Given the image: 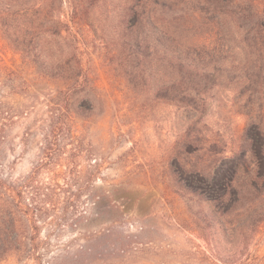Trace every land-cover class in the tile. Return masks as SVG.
<instances>
[{
  "label": "trees",
  "instance_id": "trees-1",
  "mask_svg": "<svg viewBox=\"0 0 264 264\" xmlns=\"http://www.w3.org/2000/svg\"><path fill=\"white\" fill-rule=\"evenodd\" d=\"M95 1L69 0L70 20L62 22L44 6L45 0H0L2 38L41 77L60 84L44 98L46 110L37 127L38 155L30 172L15 180L0 172V262L125 264L134 252L114 240L108 242L102 233L110 231L99 229L73 253H51L61 232L85 230L106 216L114 223L118 210L124 214L129 210L117 205L113 190L100 193L92 185L100 162L86 146L75 121V115L86 116V107L72 106V97L88 84L92 86L94 79L85 74L75 52H56L47 46L52 38H65L63 32L71 29L70 22L78 26ZM246 19L251 20L247 28L241 23ZM194 21L206 28L193 29ZM230 22L240 36L245 34L243 41L252 35L253 53L262 56L264 0H130L116 8L109 33L115 47L112 68L125 86L149 105L163 103L174 108L172 154L178 168L169 164L165 182L183 201L192 223L200 216L207 220L202 203H211L215 197L211 186L204 195L203 187L185 175L208 179L215 169V156H226L220 135L207 121L217 81H235L240 94L249 90L248 102L264 95V64L258 58L251 64L235 51L227 39V32H234ZM18 114L11 105H0V131ZM232 180L243 189V180ZM43 228L47 232L41 238Z\"/></svg>",
  "mask_w": 264,
  "mask_h": 264
},
{
  "label": "rangeland",
  "instance_id": "rangeland-1",
  "mask_svg": "<svg viewBox=\"0 0 264 264\" xmlns=\"http://www.w3.org/2000/svg\"><path fill=\"white\" fill-rule=\"evenodd\" d=\"M128 1L96 0L78 26L69 21L72 27L63 32L65 38H52L47 43L56 52H75L85 74L94 79V86L88 84L72 97V106L86 107V116L75 115V121L81 126L86 146L100 162L92 185L100 193L113 190L117 205L129 209L127 214L118 210L114 223L106 216L85 230L61 232L51 253H73L86 237L105 229L110 232L102 233V238L133 249L125 264H264V95L248 102L249 90L240 94L239 84L234 88L235 81H217L207 121L220 135L226 156H215V169L208 179L185 175L203 187L204 195L211 186L215 197L211 203H202L207 220L200 216L192 223L183 201L165 182L169 164L178 168L172 154L174 108L163 103L149 105L129 90L112 68L115 47L109 33L116 8ZM44 6L62 22L70 20L69 0H45ZM250 21L241 23L247 28ZM229 24L234 32L226 31L227 39L235 51L251 64L256 58L264 64V36L262 56L255 55L252 35L243 41L245 34L240 36L234 23ZM195 28L202 31L206 25L194 21ZM59 86L41 77L37 68L0 35V105H11L19 113L0 131L3 176L15 180L30 172L38 155L37 127L46 110L44 98ZM13 89L17 93L12 94ZM233 178L243 180L242 190ZM46 232L43 228L40 237ZM50 237L55 242L54 235ZM23 262L7 259L0 264Z\"/></svg>",
  "mask_w": 264,
  "mask_h": 264
}]
</instances>
